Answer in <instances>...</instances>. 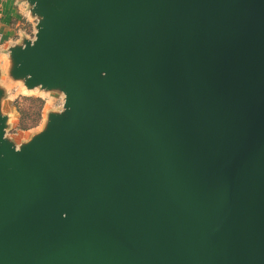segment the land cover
<instances>
[{
	"label": "water",
	"instance_id": "1",
	"mask_svg": "<svg viewBox=\"0 0 264 264\" xmlns=\"http://www.w3.org/2000/svg\"><path fill=\"white\" fill-rule=\"evenodd\" d=\"M28 1L66 111L17 147L0 84V264H264V0Z\"/></svg>",
	"mask_w": 264,
	"mask_h": 264
},
{
	"label": "rangeland",
	"instance_id": "2",
	"mask_svg": "<svg viewBox=\"0 0 264 264\" xmlns=\"http://www.w3.org/2000/svg\"><path fill=\"white\" fill-rule=\"evenodd\" d=\"M2 88L7 91L2 97V109L10 118L6 137L17 147L44 131L51 114H63L66 111L65 94L62 91L48 90L42 86L30 89L24 82L10 79L6 73L2 77ZM20 118L23 124H27L26 128L19 125Z\"/></svg>",
	"mask_w": 264,
	"mask_h": 264
},
{
	"label": "crops",
	"instance_id": "3",
	"mask_svg": "<svg viewBox=\"0 0 264 264\" xmlns=\"http://www.w3.org/2000/svg\"><path fill=\"white\" fill-rule=\"evenodd\" d=\"M39 16L33 12L28 0H0V84L6 75L14 81L11 75V48L24 44L27 39H33L37 32ZM4 88V93H6ZM5 95V94H4ZM3 111V109H2ZM4 114H7L3 111ZM8 115V114H7ZM9 116V115H8ZM8 118V122H9Z\"/></svg>",
	"mask_w": 264,
	"mask_h": 264
},
{
	"label": "trees",
	"instance_id": "4",
	"mask_svg": "<svg viewBox=\"0 0 264 264\" xmlns=\"http://www.w3.org/2000/svg\"><path fill=\"white\" fill-rule=\"evenodd\" d=\"M20 112V111H19ZM21 114V113H20ZM24 122H23V120H22V118H20L19 119V125H21V127H24V128H26L27 127V124L25 125V124H23Z\"/></svg>",
	"mask_w": 264,
	"mask_h": 264
}]
</instances>
